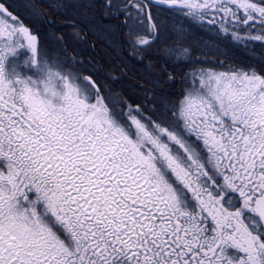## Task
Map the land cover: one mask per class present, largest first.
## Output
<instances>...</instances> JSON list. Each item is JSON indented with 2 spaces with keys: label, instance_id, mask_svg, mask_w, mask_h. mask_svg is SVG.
I'll return each mask as SVG.
<instances>
[{
  "label": "snow or ice",
  "instance_id": "obj_1",
  "mask_svg": "<svg viewBox=\"0 0 264 264\" xmlns=\"http://www.w3.org/2000/svg\"><path fill=\"white\" fill-rule=\"evenodd\" d=\"M10 9L0 2V264H264V75L230 55L264 57V0H63L87 28L72 21L76 40L110 41L115 19L139 61L170 45L156 50L188 65L180 97L164 70L135 104L104 95L75 56L41 57Z\"/></svg>",
  "mask_w": 264,
  "mask_h": 264
},
{
  "label": "trees",
  "instance_id": "obj_2",
  "mask_svg": "<svg viewBox=\"0 0 264 264\" xmlns=\"http://www.w3.org/2000/svg\"><path fill=\"white\" fill-rule=\"evenodd\" d=\"M28 2L31 5L35 4L37 6L36 11L42 16V23L45 24L48 32H52V28H55L58 24L60 25L62 21L69 19L63 15V12H57L54 8L50 7L48 2L39 3L37 0H28ZM48 20H52V23H48ZM64 26L66 28L59 26V28L53 29V31L55 34L63 37V41H58L59 43L64 42L68 44L65 37L67 38L69 31L73 30V27L71 22ZM79 27L85 28V31H87L85 24H79ZM112 28L113 31L109 34L111 37L110 43H107V41L101 42L96 37L88 34L86 41H82V50L79 51V53L87 56L90 62H92L91 65L83 58V63L91 65V69H89L92 73L90 74L104 90L113 89L115 83L122 82L121 87H117L119 91L116 90L115 92L132 103H138L141 92L139 84L148 79H163V72L166 70L175 73L174 82L166 85L169 94L172 97H180L183 94L184 85L182 78L188 71V65L185 63H174V58L173 60H165L163 51L156 50L157 48L163 49L170 45H154L153 49L146 54L145 60L141 62L131 54L126 45L120 47L122 28L118 20L115 27L112 26ZM91 42H95L94 47ZM149 64L155 65L153 71L159 73V77L152 75L147 67ZM113 76L117 77V79L113 80ZM110 91L113 92L112 90Z\"/></svg>",
  "mask_w": 264,
  "mask_h": 264
},
{
  "label": "rangeland",
  "instance_id": "obj_3",
  "mask_svg": "<svg viewBox=\"0 0 264 264\" xmlns=\"http://www.w3.org/2000/svg\"><path fill=\"white\" fill-rule=\"evenodd\" d=\"M39 3H42V0H37ZM0 2H5V0H0ZM48 5L52 8H54L55 11L57 12H61L57 10V5L61 4L63 2V0H47ZM7 5H11V11L14 12L15 15L18 16V18L22 21L23 25L28 27L30 29V31L33 34H36L38 37V47H39V54L41 57H44L46 55H50L52 52H60L62 54V56L64 57H70V56H75L77 60L81 61L80 64H76L74 65L75 69L83 74H90L92 73L90 71V67L92 65V62H90V60L88 59L87 56H85L84 54L79 53L78 49L76 46H74L72 43H68L65 44L64 42H60V43H55L54 48H52V44L53 42V37H57L59 35L55 34V32L53 31V29H57L59 28L60 25H67L68 23H72L73 20L76 21V23L79 24H84L81 23L80 21L82 20V17H75L74 14L71 11H66L63 12V15H65L67 18H69L67 21H62V23L58 26L56 25L55 28H52V32H48V31H43L42 28V21L43 18H41L42 16L36 11V8L32 9V5L28 2V0H7ZM31 9V10H30ZM35 11L37 13V15H33L32 12ZM98 16H99V10H97ZM48 23H52V20H48ZM62 27V26H60ZM42 34H41V32ZM50 38V44L49 42H47V39ZM72 40L76 43V45L82 41H78L74 38H72ZM56 42V41H55ZM107 43H110L109 41H107ZM49 45V47H48ZM187 46L186 44H181L179 45V47H184ZM257 52H259V47L257 46L256 49ZM181 58L182 57V54ZM230 55L233 58V61L237 64L240 65L244 68H249V67H254L256 71L259 72V74L264 75V63H262L261 61L264 60V57H261L259 55L254 56L253 53H249L247 51H245L243 48H230ZM25 58L24 53H21V55L16 58L17 59V63H20L23 59ZM88 61L89 64L83 63L84 59ZM83 59V60H82ZM175 59V58H174ZM69 64H72V61H69ZM206 67H218V64H206ZM90 68V69H89ZM122 83V82H121ZM120 82L115 83L113 85V92H111L109 89H105L104 90V95L108 96V95H112V94H117L115 91L119 89H117V87H121L120 85H122ZM103 88V87H102ZM176 97V96H173ZM123 98V97H122ZM131 102V101H129ZM132 103V102H131ZM135 104V103H133Z\"/></svg>",
  "mask_w": 264,
  "mask_h": 264
},
{
  "label": "bare ground",
  "instance_id": "obj_4",
  "mask_svg": "<svg viewBox=\"0 0 264 264\" xmlns=\"http://www.w3.org/2000/svg\"><path fill=\"white\" fill-rule=\"evenodd\" d=\"M42 2H47V0H42ZM42 23V22H41ZM104 23H106V24H110V25H112V26H114L115 27V25L117 24V20H115V19H106L105 21H104ZM42 30L44 31H47V29L45 28V24H43L42 23ZM60 26H63L64 28H66V26H64V25H60ZM70 29V28H69ZM89 35L90 36H92V37H95L91 32H89ZM72 38H73V30H70L69 31V34H68V36H67V38L65 37V39H66V41L69 43H72L74 46H76L77 47V49H78V51H81L82 49H81V44H82V42H80V43H78L77 45H76V43L72 40ZM50 41V38H48L47 39V42H49ZM56 41V42H55ZM53 44L51 45L52 46V48H54V46H55V43H56V45H57V43H59L58 42V40L56 39V37H53ZM49 44H50V42H49ZM48 47H49V45H48Z\"/></svg>",
  "mask_w": 264,
  "mask_h": 264
}]
</instances>
